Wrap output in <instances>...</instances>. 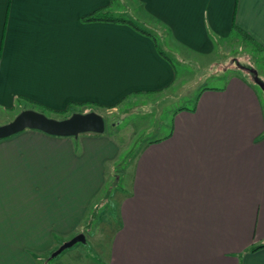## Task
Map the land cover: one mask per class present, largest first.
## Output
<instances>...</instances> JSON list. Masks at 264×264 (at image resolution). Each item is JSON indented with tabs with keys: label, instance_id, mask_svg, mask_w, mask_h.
<instances>
[{
	"label": "crops",
	"instance_id": "1",
	"mask_svg": "<svg viewBox=\"0 0 264 264\" xmlns=\"http://www.w3.org/2000/svg\"><path fill=\"white\" fill-rule=\"evenodd\" d=\"M113 1L0 0V109H114L165 93L179 72L154 27L182 61H202L233 32L264 58V0H138L147 35L83 22L101 8L127 13ZM118 151L107 135L26 130L0 140V264H41L36 255L85 235ZM128 171L116 224L91 240L97 260L76 249L56 264H264V247L249 251L264 244V109L244 79L203 88Z\"/></svg>",
	"mask_w": 264,
	"mask_h": 264
},
{
	"label": "rangeland",
	"instance_id": "2",
	"mask_svg": "<svg viewBox=\"0 0 264 264\" xmlns=\"http://www.w3.org/2000/svg\"><path fill=\"white\" fill-rule=\"evenodd\" d=\"M113 7L124 10L128 8L127 13L115 15L125 19L133 18V15L138 19L139 13L142 12L138 0H114ZM153 32L154 39L176 65L179 72L178 78L173 87L161 95L132 97L123 104L116 105L114 109L75 106L74 113L95 112L104 119L105 131L102 135L110 136L116 142L119 149L118 157L112 163L110 182L106 184L99 198L93 201L89 209L88 216L91 215L94 204L103 201L106 193L108 194L107 197L110 202L105 201L106 203L99 212L97 211L95 215L92 213L93 222L85 234L86 244H76L47 264H56L58 260L64 259L76 249L80 250L87 260H97L96 248L91 240L100 237L102 228L107 231L110 228L108 224H116L118 204L116 192L124 187L129 179V177L126 178L125 172L131 168L139 149L144 142L166 134L174 113L180 108H192L203 88L220 87L230 77H240L255 89L264 109V92L255 83L251 72L254 70L258 78L264 82V58L262 54L256 52L254 44L242 40L239 36L236 37L237 34L233 32V35L226 42H222L221 48L218 49L217 46L210 56L203 59L204 61H199L195 55V57L190 56L194 57L192 60L182 61L170 52L171 49L168 45L170 41L166 39L168 31L154 27ZM225 70L228 71L224 72ZM24 110H32L55 120H63L65 116L69 115V113L65 114L62 111L47 109L38 103L17 101L9 109H0V125L11 122ZM126 174H129V171ZM114 181L115 184L112 186Z\"/></svg>",
	"mask_w": 264,
	"mask_h": 264
},
{
	"label": "water",
	"instance_id": "3",
	"mask_svg": "<svg viewBox=\"0 0 264 264\" xmlns=\"http://www.w3.org/2000/svg\"><path fill=\"white\" fill-rule=\"evenodd\" d=\"M26 130L38 131L52 137L77 138L83 134L102 135L105 131V122L95 112L74 113L66 119L55 120L32 110H24L11 122L0 125V140L7 139ZM85 243V235L82 233L77 234L53 251L51 257H57L76 244Z\"/></svg>",
	"mask_w": 264,
	"mask_h": 264
},
{
	"label": "trees",
	"instance_id": "4",
	"mask_svg": "<svg viewBox=\"0 0 264 264\" xmlns=\"http://www.w3.org/2000/svg\"><path fill=\"white\" fill-rule=\"evenodd\" d=\"M82 20H83V22H114V23H119V24H125V25L131 26L133 29L139 31L140 33H143V34H146V35L149 34L148 31L145 30V27H144L145 24L143 22H141L139 19H137V18H134V19H132V18L131 19H123L122 17H118V16L114 17L110 13V11L107 10V8H101V9H98V10L94 11L93 13L85 15V16H83ZM233 29H235V26H233ZM254 46H255V48L257 50H259V48L256 45H254ZM251 72H252V75H253L255 83L259 87H261V89L264 92V82H262L258 78V76H257V74H256V72L254 70H251ZM75 106H79V105L70 104L67 107V109L62 111V113H65V114L69 113V115L74 114ZM69 110H71V111H69ZM69 115L65 116L63 119H66V118L70 117ZM115 181L113 182V184H111L112 186L115 184ZM107 196H108V194L106 193L105 199L103 201H101V202H99L97 204H94V206L92 207V213H94V215L97 213V211L99 212L100 208L106 202L107 203L110 202L109 201L110 199ZM92 213H91L90 216H88L87 221L85 223V230H87V231L91 228V225H92V222H93ZM263 247H264V244L260 245V246L253 247V248L249 249V251L250 252H254V251H256V250H258L260 248H263ZM57 257H55V258H57ZM55 258L51 257V253L48 256H37L36 255L37 261H39L41 264H47L49 261H52Z\"/></svg>",
	"mask_w": 264,
	"mask_h": 264
}]
</instances>
